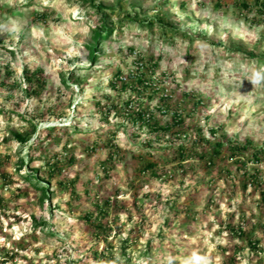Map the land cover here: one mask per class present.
Returning <instances> with one entry per match:
<instances>
[{
	"label": "rangeland",
	"instance_id": "rangeland-1",
	"mask_svg": "<svg viewBox=\"0 0 264 264\" xmlns=\"http://www.w3.org/2000/svg\"><path fill=\"white\" fill-rule=\"evenodd\" d=\"M263 54L264 0H0V264H264Z\"/></svg>",
	"mask_w": 264,
	"mask_h": 264
},
{
	"label": "trees",
	"instance_id": "trees-1",
	"mask_svg": "<svg viewBox=\"0 0 264 264\" xmlns=\"http://www.w3.org/2000/svg\"><path fill=\"white\" fill-rule=\"evenodd\" d=\"M243 4H244V6L248 7L247 3L245 1L243 2ZM95 7L96 8H104V5L102 3H98V4H95ZM113 31H114V26L112 24H110L109 22H103L100 27H98L97 29L94 30L93 39H94L95 44L93 46H91L93 58H94V54L96 52L95 50L97 49V47L99 48L100 45L104 42V40L109 35H111L113 33ZM250 55L255 56L254 54H250ZM263 58H264V54H263V56H261V59H263ZM94 60H95V58H94ZM34 75L36 76L37 74H34ZM116 75H117V77L120 78L123 89L134 87L133 84H129L125 80L121 79L122 74L120 71L116 72ZM31 79H32L31 77H28V80H31ZM136 80L137 81L135 84H137L138 86L134 87V89L137 90L138 93H142L141 91L143 90V89H140L139 86H143L145 88H148L147 85L145 86L144 80H142L141 78H137ZM40 81H41V79H40ZM43 84H44V82L42 83V85ZM34 92L39 94L38 89H35ZM166 98H167L166 96H165V98L162 97V99L164 100L163 101L164 103L167 102ZM134 102H136V101H132V100L127 101L125 104V108L126 109L132 108L133 107L132 104L135 105ZM97 104L100 105V102H98ZM167 106L168 105H166V107ZM157 109L161 112H166L167 110H169V108H167L166 110H163L164 107L157 108ZM127 115L129 116L128 118L133 122L134 125H143L144 126V123L146 125H151V129L155 133H158L159 135H162L163 137L170 135V134L181 135L182 130L177 129V127L184 125V123H185L184 122L185 121L184 116L182 113H180L179 110H176L173 113V119H172L173 122L171 124L162 125L157 121H155L154 123H150L152 121V119H154L156 117V115H155V113H152V112L150 113L149 108L142 106V104H138L137 106H135V108L130 109V112H128ZM34 129H35V126H34ZM34 129L32 132H34ZM32 132H26V133L13 132V136L18 142L25 144L30 139V135L32 134ZM109 146L112 147V149L118 148L117 144L113 143V142L109 143ZM218 146L219 147L215 148L213 150V152H211V158H210L211 161L214 159V157L220 156V154H221V147H222L221 142H218ZM177 149L178 150L175 152V156L173 157V161H176L180 167H184V164L186 163V161H188V159L191 157H197L198 156L199 158L204 159L206 157V154H207V152H204L202 154H199V153L197 154V152H196L197 150H195V148L189 149L188 147L183 146V145H179L177 147ZM262 153L263 152H260V150L257 152H254L253 158L257 162H259L262 158ZM233 155L235 156V155H239V154H238V152H235ZM110 158L113 160L114 150L110 151ZM74 159L75 158L73 156H71L69 158V161L73 162ZM47 163H48L47 165H49L48 173L50 174V176L54 177L56 173H61L63 167H62L61 162H59V160H56L54 162L49 160ZM159 163H160V161H158V160H151L150 159V160H148L147 163L144 164V166L142 168H140V171L142 173L149 172L150 175H153V176H156L159 178L163 175L158 169V167L160 165ZM249 179L251 181L249 183L246 182L245 187H247V185H252V184L254 185V183L256 181H257V184L261 183V182H259L257 176H251ZM42 189L46 190L45 187H42ZM106 203H108V202L106 201ZM101 211L106 214L105 210L102 209ZM91 218H92L91 215H86V219L88 221H92ZM96 227H100L101 229H105L106 226H104L102 224H98V225H96ZM239 235H240V237L243 238L246 236V233L244 231L240 230ZM247 238H249V237H247ZM249 243L251 246H254V244L256 245V242H253V240H251V239H250ZM254 247H256V246H254Z\"/></svg>",
	"mask_w": 264,
	"mask_h": 264
}]
</instances>
